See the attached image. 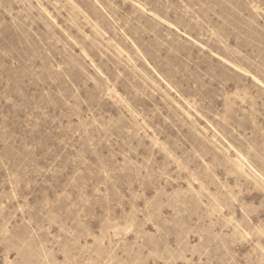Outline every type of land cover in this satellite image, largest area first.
Listing matches in <instances>:
<instances>
[{
  "label": "rangeland",
  "instance_id": "obj_1",
  "mask_svg": "<svg viewBox=\"0 0 264 264\" xmlns=\"http://www.w3.org/2000/svg\"><path fill=\"white\" fill-rule=\"evenodd\" d=\"M0 264H264V0H0Z\"/></svg>",
  "mask_w": 264,
  "mask_h": 264
}]
</instances>
